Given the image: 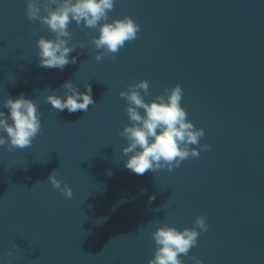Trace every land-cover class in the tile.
Instances as JSON below:
<instances>
[{"label":"water","instance_id":"water-1","mask_svg":"<svg viewBox=\"0 0 264 264\" xmlns=\"http://www.w3.org/2000/svg\"><path fill=\"white\" fill-rule=\"evenodd\" d=\"M27 2L0 0V110L24 94L42 129L30 147L0 146V264H148L157 228L191 229L198 216L209 229L196 227L184 264H264V0H115L107 22L132 18L137 38L97 61L98 28L72 22L71 43L85 47L63 70L40 67L38 39L55 37ZM69 81L92 87L87 112L47 103ZM140 81L148 103L180 85L187 120L205 131L191 147L210 148L172 171L126 169L120 93ZM53 171L71 199L47 180Z\"/></svg>","mask_w":264,"mask_h":264},{"label":"clouds","instance_id":"clouds-1","mask_svg":"<svg viewBox=\"0 0 264 264\" xmlns=\"http://www.w3.org/2000/svg\"><path fill=\"white\" fill-rule=\"evenodd\" d=\"M114 3L115 0H28L27 17L31 21L46 25L55 37L38 39L40 67L63 70L69 64L77 63V56H72L71 53L75 52L77 47L83 49L85 46L71 43L69 25L72 22L89 29L98 28L99 36H93L88 41L96 50H101L96 60L101 61L111 55L115 61L116 56L112 54L118 53L126 41L137 38L140 25L130 17L107 22V13L113 9ZM101 21H104L102 25ZM62 88L66 90L64 96L48 95L46 98L47 103L54 109H67L69 113L87 112L89 105L95 103L92 87L88 84L84 85L83 92L70 81L65 82ZM149 95L151 94L147 81L130 85L127 92L120 93L128 102L126 111L129 125L119 133L127 140V146L123 148V154L127 157L125 168L137 175L165 168L172 171L174 167H179L182 161L189 157L198 158L200 151L210 148V145H203L199 150L191 147L199 144L205 131L203 128L196 129L194 124L187 120V112L181 106L183 92L180 85L172 89L166 88L164 95L156 96L150 103L144 98ZM2 108L7 109V112L0 110V146L7 145L9 152L30 147L42 129L36 103L21 94L15 99L8 97ZM140 109H143V114ZM47 180L66 198L73 197V189L63 184L55 175V171L49 174ZM149 200H155V195ZM167 207L165 203L163 208ZM195 226L202 232L209 229L204 216L196 218ZM196 227L185 228L183 231L167 225L157 228L151 235L156 248L154 257L148 264H184L179 257L181 254L187 256L190 249L197 246L200 232ZM14 247L19 248L16 244ZM12 255L11 251L7 253L9 257ZM192 259L195 264H203L195 257ZM7 264L13 262L8 260Z\"/></svg>","mask_w":264,"mask_h":264}]
</instances>
